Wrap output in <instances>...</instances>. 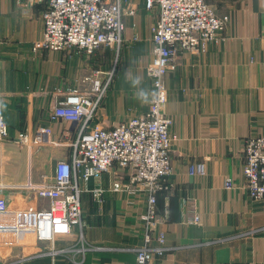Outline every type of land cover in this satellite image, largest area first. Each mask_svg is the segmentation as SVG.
Wrapping results in <instances>:
<instances>
[{"label":"crops","instance_id":"crops-1","mask_svg":"<svg viewBox=\"0 0 264 264\" xmlns=\"http://www.w3.org/2000/svg\"><path fill=\"white\" fill-rule=\"evenodd\" d=\"M207 1L229 21L205 52L178 51L167 69L172 188L158 194L165 242L153 256L157 264H264V199L250 198L243 174L245 138L264 134V0ZM131 2L137 11L125 18L121 43L87 54L35 48L47 0H0V103L9 127L0 144V194L10 207L48 205L34 187L53 180L57 161L70 159L76 127L50 120L68 88L86 91L88 75L111 73L91 125L110 128L147 110L153 86L146 67L157 12L143 0ZM39 127L50 129L54 143L15 149L18 132L32 136ZM199 160L206 163L205 175H190L189 165ZM114 177L104 172L82 184L84 257L52 252L74 248L75 232L53 243L27 234V243L0 248V264H134L135 249L143 244L145 196L112 190ZM96 187L104 190L101 202L93 196ZM185 198L197 201L196 224L183 223Z\"/></svg>","mask_w":264,"mask_h":264},{"label":"built area","instance_id":"built-area-1","mask_svg":"<svg viewBox=\"0 0 264 264\" xmlns=\"http://www.w3.org/2000/svg\"><path fill=\"white\" fill-rule=\"evenodd\" d=\"M148 11H156L151 28V60L146 74L153 86V95L144 112L133 113L116 125L106 128L91 125L97 106L102 101L111 80V73L95 70L85 78L89 87L66 90L62 100L52 109L50 120L74 124L76 136L70 144L69 160L56 162L53 180L34 187L36 196L48 201L47 207L12 208L0 194V248L30 241L53 243L58 236H76L74 248H52L55 254L73 250L84 257L85 238L81 205L82 184L102 173H112V190L135 191L145 196L140 216L143 244L135 249L134 264H157L154 250H161L165 233L160 225L165 220L158 209V194L171 190L170 150L174 140L170 128L172 119L166 111L167 86L165 76L170 61L178 51L205 52L209 43L218 40L229 21L228 14H218L207 0H143ZM31 5L32 0H26ZM137 7L131 0H47L43 11L42 37L35 48L53 51L77 49L93 54L103 47L121 43L126 27L125 18L134 16ZM9 138V127L0 103V141ZM16 141L31 144L54 143L48 127H39L30 136L18 132ZM243 174L250 198L264 199V134L250 135L243 143ZM190 175L204 176L206 163L193 162ZM231 179L224 181L231 187ZM102 187L92 190L102 201ZM183 223H198V206L194 198H185ZM77 228V231H75ZM157 242L155 248L151 247ZM77 264L79 263L76 262Z\"/></svg>","mask_w":264,"mask_h":264},{"label":"rangeland","instance_id":"rangeland-1","mask_svg":"<svg viewBox=\"0 0 264 264\" xmlns=\"http://www.w3.org/2000/svg\"><path fill=\"white\" fill-rule=\"evenodd\" d=\"M153 95V94H152ZM151 98H152V96H151ZM150 98V99H151ZM133 113H136V112H133ZM7 140V139H6ZM5 141V140H4ZM4 141H0V144L2 143V142H4ZM25 148H27V147H25V146H23V145H21V144H19L18 146H16V148L15 149H25ZM19 151V150H18Z\"/></svg>","mask_w":264,"mask_h":264}]
</instances>
